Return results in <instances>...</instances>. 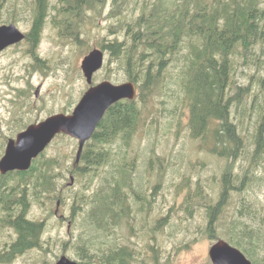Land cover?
Here are the masks:
<instances>
[{"label": "rangeland", "instance_id": "1", "mask_svg": "<svg viewBox=\"0 0 264 264\" xmlns=\"http://www.w3.org/2000/svg\"><path fill=\"white\" fill-rule=\"evenodd\" d=\"M45 3L47 18L38 44L32 47L22 40L0 52V157L5 151L7 140L14 138L26 125L52 114L70 113L90 85L101 81L114 84L131 81L125 73L123 60L102 48L110 42L123 41L125 38L123 29L119 27L123 13L116 17L111 15L110 0H106L105 7L100 8L101 14L95 11L82 16L78 41L70 36L60 35L50 23L51 18L57 20L55 8L59 7L58 0H47ZM133 6L135 5L131 2L124 10L130 11ZM35 7L36 0H0V24L14 23L20 31L27 34L35 16ZM262 46L254 43L245 58L242 49L238 55L229 57V94H233L238 86H249L250 93L244 95L248 107L252 103V94L259 91L258 80L264 77ZM94 47L103 52V62L92 74L89 85L80 63ZM181 52L185 55L187 48H183ZM168 68L163 73V86L161 82L160 88L154 90L144 104V124L137 128L130 146L123 147L118 139L117 144L110 147V154L120 157L118 169L131 168L129 174L122 173V169L116 174L118 180L126 183L121 184L119 190L123 202L125 200L130 204V214L129 219L122 218L121 223L114 226L111 238L116 246L129 253L135 252L137 264H140L145 255L143 252L149 250L150 246L155 251L159 250L157 255L163 264H212L207 251L215 241L223 239L241 250L228 241L232 233L256 230L261 226V218L264 217V153L259 163L250 166L247 162L249 158L246 159V155H243L244 147L237 155L238 158H225L220 153L230 145H221L220 141L223 143L224 139L221 138L219 143L213 145L210 131L204 142L193 137L188 126L187 104L178 99L181 96L177 81L168 76L165 83L167 70L170 71ZM243 104L244 102L241 105ZM238 109L240 112H237ZM240 113H243L241 107H231L228 120L239 125V134H242L243 141H247L249 153L253 148L249 138L256 128L254 124L250 125L251 114L250 120H247V117H243L246 115L243 113L240 117ZM212 123H215L214 119ZM243 141L242 146L245 144ZM49 143L40 153L41 160L37 169L50 176L54 189L43 190L39 193V198L31 196L26 214L29 219L45 221L47 235L52 237V243L44 246L51 249L44 248L47 251L40 252V264H51L58 258L55 255L60 256V246L54 244L55 241L70 239L65 225L60 230L52 228L51 219H54L55 210L57 215L75 218L76 225L71 229L73 236L80 231L77 224L80 216L71 215L65 206L60 205V201L54 207L51 202V198H54L51 196L55 192L66 196L72 190L77 197V193L82 191L89 201L94 194L102 192V188L108 183L110 172L113 171L110 161L81 169L84 164L81 160L76 161L77 145L72 137L60 135ZM148 159L152 160L151 167L147 165ZM233 159L235 163L229 170L231 174L224 176V168ZM81 171L85 174L83 177L79 176ZM0 175L3 176L1 172ZM244 176L246 182L240 189L230 188L222 193L227 178L238 187ZM131 178H134L132 189L129 186L132 187V184H127ZM140 188L146 192L147 199L152 194V207L148 213L140 206L136 197ZM46 199L50 202H44ZM217 205H221V211L210 222L208 209ZM52 206L53 214H50ZM157 218H161L159 222L162 220V227L157 232L150 233L151 229L155 230L153 222ZM130 226L137 227V231L132 232V229L130 232ZM12 233L11 229H2L0 244L8 241ZM70 249L69 253H65L67 256L72 255ZM153 252L150 251L149 255ZM21 263V259L14 262ZM145 263L148 264L146 260Z\"/></svg>", "mask_w": 264, "mask_h": 264}, {"label": "trees", "instance_id": "2", "mask_svg": "<svg viewBox=\"0 0 264 264\" xmlns=\"http://www.w3.org/2000/svg\"><path fill=\"white\" fill-rule=\"evenodd\" d=\"M45 2L46 0H36L32 21L34 26L31 31L35 36V43L37 33L42 30L41 17L45 15ZM105 2L106 0H58L59 7L55 8L57 20H53L52 25L60 35H67L78 41L82 16L95 11L101 14L100 8L105 7ZM131 2L135 6L130 11H125ZM110 8V14L115 17L123 13L119 27L123 29L125 38L123 41L110 42L102 48L123 60L127 78L134 82L138 94L133 100L122 99L111 105L89 140L82 146L79 157L84 165L81 169H87L89 165L92 167L112 162L113 171L109 174L106 184L108 186L104 185L102 192L94 194L89 201L82 191L77 193V197L72 190L66 196L60 192L51 196L54 198H51L54 207L60 201V205L65 206L71 215L80 216L77 219L80 231L73 236L70 230V239L55 241L60 246L61 253H69L68 249L71 248L72 255H65L77 264H137L135 252L127 253L124 248L116 246L111 238L114 226L121 223L123 216L129 219L130 204L125 200L123 202L120 197L119 188L126 183L118 180L116 174L123 167L118 169L120 157L111 155L110 147L116 145L118 139L123 147L130 146L137 128L144 124V104L148 96L160 88L161 82L163 86L162 77L167 67L170 71L167 70L165 83L168 76L169 79L177 81L181 96L178 99L187 104L188 126L193 137L204 142L210 131L213 145L219 143L221 138L224 139L225 142L220 141V144L230 145L228 148L224 146L220 153L225 158H238L237 155L244 147L243 155H246L244 158H249L247 162L250 166L259 163L264 153V77L258 80L259 91L252 94V103L249 104L251 109L244 101V95L250 93L249 86H238L233 94H229V57L238 55L242 49L245 58L254 43L261 46L263 44L264 47V0H110ZM183 48H187L185 55L181 52ZM233 106L241 107L246 115L243 117H247V120H250L251 114L250 125L254 124L256 128L249 138L251 148L253 147L249 153L247 141H243L242 134H239V125L236 126L228 120L230 108ZM213 119L215 123H212ZM242 141L245 142L243 146ZM41 154L31 160L27 170L0 175V231H13L9 236V249L0 252V264H14L17 259H21V264H40V252L51 249L41 245L43 222L29 219L26 215L31 196L39 198V193L43 190L54 189L50 176L37 169ZM234 163L233 159L224 168V176L231 174L229 170ZM152 165L151 160L148 167ZM130 169H122L121 172L129 174ZM84 175L83 171L79 173L81 177ZM244 178L245 176L238 187L227 178L222 193L230 188L240 189L246 182ZM127 184H132V187L129 185L132 189L134 178L129 179ZM138 191V202L148 213L152 207V194L147 199L145 191L141 188ZM54 200L57 201L54 203ZM44 202L50 201L46 199ZM208 211L209 221L213 222L221 211V205L209 208ZM49 213L53 214V206ZM160 219L153 222L155 230L151 229L150 233L157 232L162 227ZM232 234L228 241L240 247L252 264L262 261L264 217L261 218V226L256 230ZM149 250L154 251L151 256ZM149 250L143 252L145 255L142 256L140 264H146L145 260L148 264H163L157 255L159 250L155 251L153 246ZM54 257L57 258L58 255Z\"/></svg>", "mask_w": 264, "mask_h": 264}, {"label": "water", "instance_id": "3", "mask_svg": "<svg viewBox=\"0 0 264 264\" xmlns=\"http://www.w3.org/2000/svg\"><path fill=\"white\" fill-rule=\"evenodd\" d=\"M24 34L13 24L0 25V50L9 44L24 38ZM103 62V52L99 48L91 49L81 60L80 67L88 84L92 74ZM136 88L133 82L114 84L101 81L88 87L82 94L70 114L56 113L36 124H30L9 139L0 159V171L26 170L31 162L57 133L67 134L78 140L77 157L79 159L83 144L91 137L94 129L104 115L105 110L122 98L133 99ZM212 264H252L236 247L223 239L215 241L208 249ZM52 264H77L76 261L61 254ZM261 264H264V260Z\"/></svg>", "mask_w": 264, "mask_h": 264}, {"label": "flooded vegetation", "instance_id": "4", "mask_svg": "<svg viewBox=\"0 0 264 264\" xmlns=\"http://www.w3.org/2000/svg\"><path fill=\"white\" fill-rule=\"evenodd\" d=\"M46 2H47V0H46ZM43 14H45L43 17H41V28H43V25L45 24V21H46V18H47V14L44 12ZM34 20V19H33ZM53 20H55V19H53V18H51L50 19V23L51 24H53L52 22H53ZM2 24H9V23H2ZM2 24H0V25H2ZM33 23L31 24V28H30V31H29V33H27V34H25L24 32V38H22L21 40H19V41H22V40H25L27 43H29V44H31V46L32 47H35L37 44H38V42H39V39H40V34H41V31H40V33H37V35H38V38H37V43H35V36H33V34L31 33V31H32V29H33ZM19 41H16V42H14L13 44H15V43H17V42H19ZM10 45H12V44H10ZM10 45H8V46H10ZM8 46H6V47H8ZM6 47H4V48H6ZM3 48V49H4ZM3 49H1L0 50V52L3 50ZM36 59H38L37 57H36ZM91 82H92V78H91ZM120 100H122V99H120ZM117 101H119V100H117ZM116 101V102H117ZM115 103V102H114ZM114 103H112L111 105H113ZM110 105V106H111ZM109 106V107H110ZM108 107V108H109ZM107 108V109H108ZM73 109V108H72ZM106 109V110H107ZM106 110H105V112H106ZM72 111V110H71ZM105 112H104V114H105ZM71 113V112H70ZM70 113H63V114H70ZM44 120V119H43ZM42 121V120H41ZM36 123H39V121L38 122H34V124H36ZM32 124V123H31ZM28 125H30V124H28ZM28 125H26L22 130H20L19 132H17L13 137L14 138H9V139H14V140H16V135L18 134V133H20V132H22ZM96 129V128H95ZM94 129V130H95ZM94 132V131H93ZM60 135H64L63 133H57L56 135H55V137H57V136H60ZM66 136V135H65ZM54 137V138H55ZM53 138V139H54ZM8 139V140H9ZM52 139V140H53ZM8 140H7V142H8ZM51 140V141H52ZM89 140V139H88ZM87 140V141H88ZM75 141V140H74ZM78 142V141H77ZM75 143H76V141H75ZM86 143V142H85ZM40 154V153H39ZM38 156V155H37ZM36 156V157H37ZM81 159V157L79 158V160ZM151 162V160L150 159H148V161H147V165H149V163ZM1 172V171H0ZM53 218L54 219H51L52 220V228L55 230V229H57V230H60V229H62L63 228V226L65 225V227H66V229H67V231L70 233V230L76 225V221H75V218L74 217H70V216H65V215H57V214H54L53 215ZM123 218H125L124 216H123ZM41 222H43V225H42V232H41V245L44 247V245H46V244H51L52 243V237L51 236H48L47 234V228L45 227V221H41ZM133 229V230H132ZM137 229V227H135V228H133L132 226H130V232H131V230H132V232H134V231H137L136 230ZM47 235V236H46ZM54 243V242H53ZM55 244V243H54ZM9 247H10V241L8 240V241H3L1 244H0V252H3L4 251V249H5V251H7L8 249H9ZM128 253V252H127Z\"/></svg>", "mask_w": 264, "mask_h": 264}, {"label": "bare ground", "instance_id": "5", "mask_svg": "<svg viewBox=\"0 0 264 264\" xmlns=\"http://www.w3.org/2000/svg\"><path fill=\"white\" fill-rule=\"evenodd\" d=\"M235 83V82H234ZM47 153V152H46ZM39 155V154H38ZM80 158V157H79Z\"/></svg>", "mask_w": 264, "mask_h": 264}]
</instances>
